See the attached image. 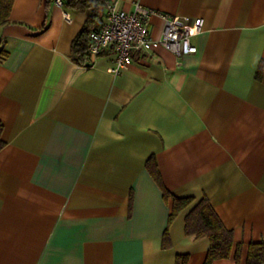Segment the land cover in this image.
I'll use <instances>...</instances> for the list:
<instances>
[{
  "label": "crops",
  "instance_id": "0c3cea01",
  "mask_svg": "<svg viewBox=\"0 0 264 264\" xmlns=\"http://www.w3.org/2000/svg\"><path fill=\"white\" fill-rule=\"evenodd\" d=\"M111 1L201 18L197 51L157 46L115 74L106 49L82 66L71 44L90 10L12 0L0 25V264H203L208 239L185 234L191 206L168 225L150 159L171 194L206 197L241 243L239 263L215 264H244L264 242V0ZM162 28L153 15L151 36Z\"/></svg>",
  "mask_w": 264,
  "mask_h": 264
},
{
  "label": "trees",
  "instance_id": "16d2710c",
  "mask_svg": "<svg viewBox=\"0 0 264 264\" xmlns=\"http://www.w3.org/2000/svg\"><path fill=\"white\" fill-rule=\"evenodd\" d=\"M66 7L86 11L90 10L84 27L75 36L71 44V57L79 65L88 66L91 53L87 49L88 35L102 20L104 2L102 0H63ZM12 0H0V25L9 22L8 17ZM3 125L0 122V149L5 141L2 138ZM148 170L163 192L164 198L170 203L168 225L184 209L191 206L185 216L184 231L194 238L206 237L209 241L203 264H215L216 260L229 258L233 255L237 263L240 262L241 243L234 240L233 231L226 228L206 197L194 201L191 196L178 197L171 194L163 185L161 175L154 159L147 162ZM170 246L168 229L163 233L162 247ZM186 255L177 256L176 264H186ZM244 264H264V242L249 243Z\"/></svg>",
  "mask_w": 264,
  "mask_h": 264
},
{
  "label": "built area",
  "instance_id": "2783aa9c",
  "mask_svg": "<svg viewBox=\"0 0 264 264\" xmlns=\"http://www.w3.org/2000/svg\"><path fill=\"white\" fill-rule=\"evenodd\" d=\"M53 1L58 6H64L63 0ZM102 1L105 13L98 26L90 30L87 49L94 56L112 49V71L115 74L125 70L135 56H143L157 46L165 47L176 56L197 51L192 37L201 30V18L190 21L187 16L157 12L138 2L134 3L132 10L127 11L118 8L111 0ZM153 15L163 20L158 38L150 34V18ZM64 18L69 20V15L65 13Z\"/></svg>",
  "mask_w": 264,
  "mask_h": 264
}]
</instances>
